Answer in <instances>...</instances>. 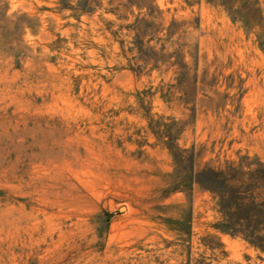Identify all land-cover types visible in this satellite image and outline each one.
<instances>
[{
	"label": "rangeland",
	"instance_id": "374dc122",
	"mask_svg": "<svg viewBox=\"0 0 264 264\" xmlns=\"http://www.w3.org/2000/svg\"><path fill=\"white\" fill-rule=\"evenodd\" d=\"M229 197L264 211V0H0V264H264Z\"/></svg>",
	"mask_w": 264,
	"mask_h": 264
},
{
	"label": "trees",
	"instance_id": "16d2710c",
	"mask_svg": "<svg viewBox=\"0 0 264 264\" xmlns=\"http://www.w3.org/2000/svg\"><path fill=\"white\" fill-rule=\"evenodd\" d=\"M224 202L225 203L223 205H225V207H229V206H232V205L235 207L234 211H228L227 212L228 223H227V225L225 227H233L234 223L236 221H238L239 218H241L240 212L243 209L248 208L249 206H251V207L246 212V217H245L246 219H250L253 212H255L256 214L257 213L258 214L259 213H264V211L256 209L257 205H254L253 203L242 205L240 202H237L233 197L226 198L224 200Z\"/></svg>",
	"mask_w": 264,
	"mask_h": 264
},
{
	"label": "bare ground",
	"instance_id": "6f19581e",
	"mask_svg": "<svg viewBox=\"0 0 264 264\" xmlns=\"http://www.w3.org/2000/svg\"><path fill=\"white\" fill-rule=\"evenodd\" d=\"M92 156H93V154H92ZM81 170H83V169H81ZM85 170H87V169H84V171H85ZM84 171H83V173H84ZM88 171H89V170H87V173H88ZM87 173H86V171H85V174H87ZM89 173H90V171H89ZM89 173H88V174H89ZM85 174H84V175H85ZM82 179H83V178H82ZM82 179H81V180H82ZM82 181H84V180H82ZM88 181H89V180H88ZM85 183L87 184V182H85ZM89 185H90V184H89ZM89 185H88V186H89ZM92 186H93V185H92ZM89 188H90V186H89ZM93 188H94V187H93Z\"/></svg>",
	"mask_w": 264,
	"mask_h": 264
},
{
	"label": "water",
	"instance_id": "95a60500",
	"mask_svg": "<svg viewBox=\"0 0 264 264\" xmlns=\"http://www.w3.org/2000/svg\"><path fill=\"white\" fill-rule=\"evenodd\" d=\"M123 209H124V207H121V208H120V210H123Z\"/></svg>",
	"mask_w": 264,
	"mask_h": 264
}]
</instances>
